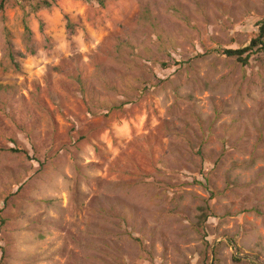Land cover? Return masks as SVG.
<instances>
[{
    "label": "rangeland",
    "instance_id": "374dc122",
    "mask_svg": "<svg viewBox=\"0 0 264 264\" xmlns=\"http://www.w3.org/2000/svg\"><path fill=\"white\" fill-rule=\"evenodd\" d=\"M263 19L0 0V264H264Z\"/></svg>",
    "mask_w": 264,
    "mask_h": 264
},
{
    "label": "trees",
    "instance_id": "16d2710c",
    "mask_svg": "<svg viewBox=\"0 0 264 264\" xmlns=\"http://www.w3.org/2000/svg\"><path fill=\"white\" fill-rule=\"evenodd\" d=\"M88 2H93L94 0H86ZM102 2V0H100ZM221 55H224L228 58H236L237 61L243 66H248L250 60L253 56L264 54V19L258 23V33L256 37L250 42V44L245 45L239 49H224L223 51L218 50ZM17 152V151H13ZM203 215L200 219L201 225L204 224L209 219L208 211L202 210ZM239 261L238 259H235Z\"/></svg>",
    "mask_w": 264,
    "mask_h": 264
}]
</instances>
